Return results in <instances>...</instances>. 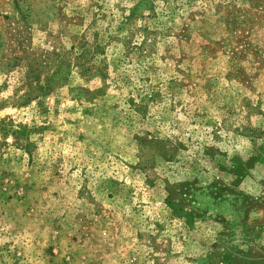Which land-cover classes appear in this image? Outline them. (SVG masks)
<instances>
[{
    "label": "rangeland",
    "instance_id": "1",
    "mask_svg": "<svg viewBox=\"0 0 264 264\" xmlns=\"http://www.w3.org/2000/svg\"><path fill=\"white\" fill-rule=\"evenodd\" d=\"M0 264H264V0H0Z\"/></svg>",
    "mask_w": 264,
    "mask_h": 264
}]
</instances>
